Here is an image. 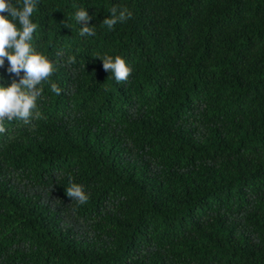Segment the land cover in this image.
<instances>
[{
	"label": "trees",
	"instance_id": "trees-1",
	"mask_svg": "<svg viewBox=\"0 0 264 264\" xmlns=\"http://www.w3.org/2000/svg\"><path fill=\"white\" fill-rule=\"evenodd\" d=\"M113 6L132 17L108 29ZM32 20L61 92L4 121L0 264H264V0H37Z\"/></svg>",
	"mask_w": 264,
	"mask_h": 264
},
{
	"label": "clouds",
	"instance_id": "clouds-1",
	"mask_svg": "<svg viewBox=\"0 0 264 264\" xmlns=\"http://www.w3.org/2000/svg\"><path fill=\"white\" fill-rule=\"evenodd\" d=\"M36 4L37 0H18L15 5L12 0H0V66L4 65L7 58L10 72L17 75L21 71L24 73L19 82L13 80L8 86L0 84V133L6 131L5 119L31 125L33 119L41 118L37 102L43 94L40 87L42 84L49 83L51 91L57 95L61 92L57 83L51 81L55 70L52 60L37 51L32 44L33 34L37 29V24L32 20ZM109 12L110 15L102 21L108 29L132 17V13L126 8L118 9L113 6ZM74 19L79 25L85 22L80 26L81 36L95 35L94 28L87 23L91 17L86 9L76 11ZM96 57L102 60L104 70L111 73L117 82H124L130 76L132 69L121 56L104 54ZM69 62L74 60L70 59ZM65 190L78 204L83 205L89 199L83 187L71 179Z\"/></svg>",
	"mask_w": 264,
	"mask_h": 264
}]
</instances>
